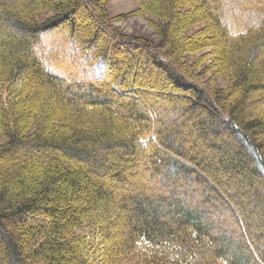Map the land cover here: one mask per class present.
<instances>
[{
	"label": "trees",
	"instance_id": "1",
	"mask_svg": "<svg viewBox=\"0 0 264 264\" xmlns=\"http://www.w3.org/2000/svg\"><path fill=\"white\" fill-rule=\"evenodd\" d=\"M135 1L158 41L107 0H0V264H264V0ZM53 32L95 76L50 69Z\"/></svg>",
	"mask_w": 264,
	"mask_h": 264
},
{
	"label": "rangeland",
	"instance_id": "2",
	"mask_svg": "<svg viewBox=\"0 0 264 264\" xmlns=\"http://www.w3.org/2000/svg\"><path fill=\"white\" fill-rule=\"evenodd\" d=\"M107 8L112 17L123 16L122 19L116 21L114 26L118 28L121 32L128 35L142 36L153 40L154 42L158 41V37L156 34V30L154 28V24L158 23V19L151 13L142 12L141 14L135 13L139 8V4L135 0H107ZM52 15V13H45L43 18H47ZM201 24L195 26L186 32V35H191L201 28ZM210 50L204 49L198 51L196 53L187 54L185 57L186 62L189 65H193L198 60L206 55ZM37 52L39 55L45 59L46 63L50 67L52 71L59 72L60 67H63L66 70L72 71L71 66L74 68L73 70L79 75V77H92L95 76L94 69L99 67V64L93 63L88 64L84 61V56L77 55V48L74 43L67 39L61 33L53 32L45 35L41 43L37 46ZM77 55V58L74 56ZM212 58L208 57L202 59L200 66L196 67L195 74H201L211 63ZM200 77V80H212V83L215 87L218 88H226L229 85V80L225 75L217 74L212 71H206ZM134 72L130 71L128 73V81L140 82L147 84L146 81L152 82L156 91L160 90V84L155 81L153 78L144 76L142 72L136 74L138 76L136 79L134 78ZM162 92V91H161ZM4 139L0 137V143H3ZM230 192L233 193L235 191L234 187H230ZM246 219L248 224L250 223L249 214L246 213ZM213 218H221V216H214ZM114 226V231L112 233L113 239H118V234L128 233L130 231V224L124 218L119 220H114L111 223ZM251 231L254 236V240L258 244V246L264 243L263 231H259V233L251 226ZM261 236V237H260ZM123 264H142L140 258L135 257L134 259L126 260Z\"/></svg>",
	"mask_w": 264,
	"mask_h": 264
}]
</instances>
